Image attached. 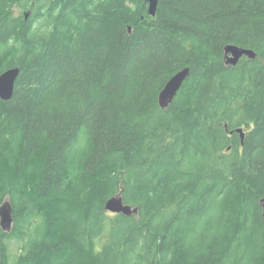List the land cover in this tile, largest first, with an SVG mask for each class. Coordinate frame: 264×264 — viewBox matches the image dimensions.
Instances as JSON below:
<instances>
[{
	"label": "trees",
	"instance_id": "1",
	"mask_svg": "<svg viewBox=\"0 0 264 264\" xmlns=\"http://www.w3.org/2000/svg\"><path fill=\"white\" fill-rule=\"evenodd\" d=\"M149 6L0 0V264H264V0Z\"/></svg>",
	"mask_w": 264,
	"mask_h": 264
},
{
	"label": "water",
	"instance_id": "2",
	"mask_svg": "<svg viewBox=\"0 0 264 264\" xmlns=\"http://www.w3.org/2000/svg\"><path fill=\"white\" fill-rule=\"evenodd\" d=\"M149 13L151 15H156L158 0H149ZM131 32V28L129 29ZM226 62L230 65H237L239 61L244 57L249 59H255L257 53L253 49L241 47L234 44H228L225 47ZM190 68L186 67L175 75H173L165 87L160 93V104L162 108H167L174 100L179 90L181 89L184 81L189 76ZM20 75V68L14 67L4 71L0 75V98L3 100H10L15 91L16 82ZM234 131H232L233 133ZM236 132L241 134L242 141L244 140V130L243 128L236 129ZM261 205L263 207L264 215V197L261 199ZM106 209L112 213H123L126 215H132L138 213L137 208H133L131 205L125 204L123 197L121 195L114 196L106 203ZM14 226V216L13 207L9 200H5L0 205V227L1 229L9 233L12 231Z\"/></svg>",
	"mask_w": 264,
	"mask_h": 264
}]
</instances>
